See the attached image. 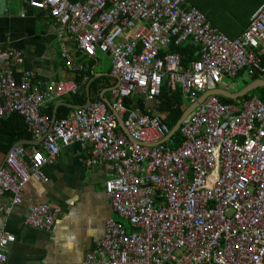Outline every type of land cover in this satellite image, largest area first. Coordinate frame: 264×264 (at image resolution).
<instances>
[{
	"label": "built area",
	"instance_id": "obj_1",
	"mask_svg": "<svg viewBox=\"0 0 264 264\" xmlns=\"http://www.w3.org/2000/svg\"><path fill=\"white\" fill-rule=\"evenodd\" d=\"M28 7L55 21L67 71L83 70L72 50L86 60L109 56L116 82L110 107L98 100L50 119L43 111L75 95L78 83L34 81L21 69V52L0 50V120L19 115L39 142L6 152L0 214L22 203L29 181L48 182L43 167L79 143L90 147L87 167L110 166L105 194L131 229L109 219L82 264H264V103L209 95L180 123L175 148L159 112L163 84L189 106L218 85L229 90L240 76L264 80V2L235 39L185 0H29ZM0 11L8 14V0H0ZM187 43L198 48L197 61L183 68L168 49ZM60 215L36 205L25 224L51 232ZM14 242L0 228V264Z\"/></svg>",
	"mask_w": 264,
	"mask_h": 264
},
{
	"label": "crops",
	"instance_id": "obj_2",
	"mask_svg": "<svg viewBox=\"0 0 264 264\" xmlns=\"http://www.w3.org/2000/svg\"><path fill=\"white\" fill-rule=\"evenodd\" d=\"M28 2L29 0H8V14L4 15L0 11V50L10 48L21 52L24 56L21 69L33 73L34 81H75L79 90H84L86 100L91 99L90 85L93 82L107 78L111 86L115 84L116 80L111 76L109 56L98 55L96 60H86L72 50L75 65L83 67V70L67 71L57 39L55 21L30 9ZM263 2L264 0L255 1L251 15ZM249 19L233 39L244 31ZM107 61L109 68L105 65ZM19 74L16 75L17 79ZM80 74L86 77L81 80ZM87 77L91 79L88 80ZM109 90L110 87H107L99 94L92 92L93 100L110 103ZM78 101V95H70L57 100L43 113L47 116L51 113L53 116L50 119H54V116L57 119L60 108L66 107L74 111L78 108L72 107H80ZM20 143L27 148L38 147L39 144L31 139L18 141L13 145ZM88 148L90 147H82L79 143H72L64 148L55 164L45 165L42 169L48 182L29 181L23 188L22 203L14 207L10 215L0 214V228L15 238L3 264H82L87 253L94 250L95 243L103 239L107 221L113 218L122 223L113 213L110 200L105 194L110 166L103 164L87 167L85 160ZM4 155L0 154V167L3 165ZM4 200L8 202L10 196H5ZM36 205H48L61 210L51 232L26 226L28 208Z\"/></svg>",
	"mask_w": 264,
	"mask_h": 264
},
{
	"label": "trees",
	"instance_id": "obj_3",
	"mask_svg": "<svg viewBox=\"0 0 264 264\" xmlns=\"http://www.w3.org/2000/svg\"><path fill=\"white\" fill-rule=\"evenodd\" d=\"M67 1H69L70 3H74L78 0H67ZM250 15H251V13L249 12V14L247 15V20L249 19ZM247 20H246V22H247ZM248 24H249V22H248ZM239 27H235V28L232 27V29L236 30ZM243 27L244 26L241 27V30L243 29ZM213 28H215V27H213ZM215 29H217V28H215ZM217 30H219V29H217ZM240 31H238V32H240ZM168 52L171 54H176L180 57L181 65L183 68L187 67L190 63L197 61V58L195 55L198 52V48L194 47L192 44H189V43L182 45L180 47H169ZM263 65H264V61H263ZM84 77H86V76H84L83 74L82 75L80 74L79 78H81V80H83ZM87 78H88V80L91 79L90 77H87ZM254 80H256V79L252 78L250 80H247L246 82H243L241 88H243L248 83H250ZM112 86H111V83H109V79H107V78L93 82L90 85L92 102H95L93 100V97H92V92H94V93L98 92V94H99V92L106 90L107 87H112ZM241 88H240V90H241ZM240 90H238V91H240ZM255 92L257 93L256 95H254ZM75 95H78V98H79L78 104L80 106L84 105L85 101H86V96L84 95V90H79ZM72 96H74V95H72ZM253 96H256L257 98H259L264 103V88H258V90H255L252 93H248V94L244 95L243 97L238 98V100L239 101H246ZM217 98L222 103H232L233 102V100H230V99H227L224 97H217ZM160 101H161L160 111L162 114L161 115V121H163V123L168 127V129L171 130L174 127V125L176 124V122L178 121V119L180 118V116L182 115L185 108L188 106V104L181 98V94L178 90L176 92H169L168 88L166 87V84H163V86L161 88ZM131 102H132V100H127L126 103H127V105H129ZM51 105H49V106H51ZM138 105L140 108L143 107L140 100L138 101ZM70 111H71V109L66 108V107L60 108L58 111V114H57V119H60V118L67 116ZM48 115L51 116V117L48 116V118H52V116H53L51 113H48ZM172 137H173L172 142H174V144H172L171 147L175 148L181 142L179 131H177ZM30 140H31V135L27 132L26 125L24 124L23 119L19 115L12 114L7 119L0 120V154H2V155L6 154L8 149L10 147H12L13 144L18 142V141H30Z\"/></svg>",
	"mask_w": 264,
	"mask_h": 264
},
{
	"label": "rangeland",
	"instance_id": "obj_4",
	"mask_svg": "<svg viewBox=\"0 0 264 264\" xmlns=\"http://www.w3.org/2000/svg\"><path fill=\"white\" fill-rule=\"evenodd\" d=\"M190 5H193L200 12L205 14L210 24L219 29L229 39H233L235 34L241 30V27L245 25L247 15L251 11L252 6L256 0H186ZM240 26V27H239ZM232 27H239L233 30ZM233 30V31H232ZM106 67L109 68V62L105 63ZM246 80L240 76L234 82V85L227 91L232 93L240 90L243 81ZM220 88L225 86L218 85ZM226 90V88H225ZM257 93L255 92L254 95ZM259 95V94H258ZM161 114V111H160ZM162 115V114H161ZM121 220V219H120ZM122 224L126 228L128 233H131L130 226L127 222L121 220Z\"/></svg>",
	"mask_w": 264,
	"mask_h": 264
},
{
	"label": "water",
	"instance_id": "obj_5",
	"mask_svg": "<svg viewBox=\"0 0 264 264\" xmlns=\"http://www.w3.org/2000/svg\"><path fill=\"white\" fill-rule=\"evenodd\" d=\"M258 88H264V80L261 79H257L254 80L250 83H248L246 86H244L243 88H241L240 91L235 92V93H231L225 90H221V88H216L215 91L206 93L204 95H202L199 100L194 103V104H190L188 107L185 108V110L183 111L182 115L180 116V118L178 119V121L176 122V124L174 125V127L170 130L168 137L173 136L179 128L180 123L187 117V115L193 111V109L199 105L200 103H202L209 95H216L218 97H224L230 100H236L238 98L243 97L244 95L248 94V93H252L255 90H258ZM92 103L91 99L88 98L86 100V104L84 106H80V107H87L88 105H90ZM108 107H110V103L106 102ZM80 107H72V108H80ZM55 119V116H54ZM119 125L122 127V129L124 130V132L126 133V135L128 136L129 139L130 135L128 134V132L126 131V129L123 126V120L120 118L118 120ZM21 144V143H20Z\"/></svg>",
	"mask_w": 264,
	"mask_h": 264
},
{
	"label": "bare ground",
	"instance_id": "obj_6",
	"mask_svg": "<svg viewBox=\"0 0 264 264\" xmlns=\"http://www.w3.org/2000/svg\"><path fill=\"white\" fill-rule=\"evenodd\" d=\"M163 122V121H162ZM173 138V137H172Z\"/></svg>",
	"mask_w": 264,
	"mask_h": 264
}]
</instances>
